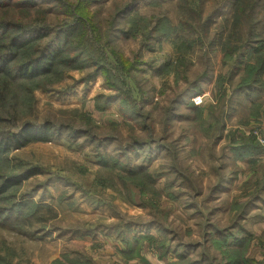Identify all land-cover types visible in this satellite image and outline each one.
<instances>
[{
  "label": "rangeland",
  "instance_id": "rangeland-1",
  "mask_svg": "<svg viewBox=\"0 0 264 264\" xmlns=\"http://www.w3.org/2000/svg\"><path fill=\"white\" fill-rule=\"evenodd\" d=\"M96 1L90 8L99 32L97 55L106 57L108 76L101 71L91 78V66L62 69L34 87L32 108L17 114L18 121L48 120L64 130L50 142L29 143L0 159V173L6 165L14 172L28 165L40 170L20 184L14 198L12 193L1 198L4 207L19 201L29 205L22 223L0 225V264H56L62 254L69 264L76 252L94 264L100 262L97 254L112 264H171L181 252L187 259L201 258V264H225L224 248L212 242V233L229 228L243 212L232 230L242 226L252 234L244 248L247 264H264V90L234 94L225 102L215 83L229 68L221 62V41L244 43L246 24H233L232 12L218 10L220 0H204L202 16L211 15L206 27L188 13L195 0H140L131 22L147 20V38L139 30L132 38L107 42L111 17L128 0ZM39 4L46 13L33 11L29 20L61 21L55 10L59 4ZM13 15L19 19L20 14L0 12V18ZM161 16L165 21L153 31L155 17ZM184 19L206 30L202 44H179L186 34L175 26ZM119 26L130 24L124 20ZM205 67L201 93L174 106L172 100ZM115 88L129 96L128 103L101 104L106 95L117 93ZM223 88L228 93L232 87L223 82ZM169 106L174 111L165 122ZM125 108L138 109L141 117H128ZM16 124L7 126L15 129ZM233 138H253L262 147L252 165L233 158ZM138 167L147 172L134 175L141 179L128 172ZM148 175L149 181L154 177L152 186ZM126 234L140 236L129 257L121 254ZM156 241L167 247L166 255H159Z\"/></svg>",
  "mask_w": 264,
  "mask_h": 264
},
{
  "label": "trees",
  "instance_id": "trees-1",
  "mask_svg": "<svg viewBox=\"0 0 264 264\" xmlns=\"http://www.w3.org/2000/svg\"><path fill=\"white\" fill-rule=\"evenodd\" d=\"M51 1L59 4L55 10L61 13L60 16L62 18L61 21H57L54 25H50L43 19L38 22L29 20L33 11L46 13V9L41 7L39 0H0V12H13L21 16H17L19 19L15 15H13L15 18L13 16L0 18V159L8 151L19 149L29 143L50 142L54 136L64 130L63 127H56L48 120L42 123L31 120L18 121L17 114L20 113L21 109H25L26 106L31 109L33 106L34 99L30 102L29 97H33L31 92L34 87L38 88V85L42 81L47 80L49 76L57 75L62 69L68 68L84 69L91 66V78L101 71H103L105 77L108 76V71L103 67L105 66L106 57L103 59L97 55L99 52L97 43H100L99 32L96 30L93 11L90 8L91 3L93 4L97 1ZM139 1L128 0L114 11L109 22L107 42L108 38H132V36L139 33V30L142 31L139 35L147 38V20L141 23L137 21L131 22L134 17H137L134 14ZM220 1L217 6L218 10L220 12H232L233 24H241L242 22L246 24L244 43L232 46L229 38L221 41V62L223 65L229 63V68L225 74L216 76L215 83L220 93V101L225 100V102H228L234 94L243 93L248 96L264 90V0ZM203 6L204 0H195L192 7L188 9V13L192 15V19H195L197 23L206 27L208 21L211 20V15L208 17L202 16ZM124 20L128 22V25L130 24L127 29L119 26V22ZM154 20L152 30L156 31L165 20L163 16L155 17ZM138 21L140 22V19ZM175 30L183 31L186 34V36H182L179 44L186 46L185 41H187L189 48L196 43L202 44V38L206 35V30L201 29L189 19L179 20ZM163 34L160 33L159 35ZM194 34H196L195 37H193ZM92 37L93 41L91 44L89 38ZM143 46H147V44L144 43ZM86 62L89 64L86 65ZM163 68L164 65H161L159 69H156V72H161ZM239 71H242V73L235 85L232 86L231 82ZM207 73L208 70L205 67L201 75L190 82L188 81L185 88L180 90L172 100L174 106L178 102H182L186 96L192 97L200 94V84L207 78ZM223 82L232 87L228 93L223 88ZM115 89L117 93L106 95L101 104L105 105L110 101H120L123 105L128 103L129 96L121 94L119 88ZM130 100L133 102L132 98ZM189 103L190 106L194 107L193 102ZM174 106L167 108L163 121L166 122L170 115H173ZM122 111L131 118L136 117V115L141 117L140 112L136 108H125ZM218 120L220 121L219 129L223 130L224 122L221 118H218ZM13 124L17 125L15 129L8 128L7 125ZM227 139L229 140L230 137L228 136ZM229 147L234 159H246L250 165L255 162L256 155L262 152V147L253 138H248V140L241 142H231ZM114 163L116 162L114 161ZM14 171H16L14 166L6 165L3 172L0 173V202L1 198H4L7 193H12L14 198L15 190L24 180L40 173L39 168L32 165L23 166L19 172ZM128 172L131 173V176L139 175L141 177H145L147 173L145 169L140 167ZM152 179L154 177L150 178L149 181L148 175L147 180L151 186ZM261 187L264 189V181ZM28 205L25 201L11 202L5 207L0 205V225L15 226L22 223L27 215ZM232 209H237V206L232 207ZM244 216V212L240 213L235 221L242 219ZM235 221L227 229L215 228L212 233L215 235L212 238V242L224 248L223 256H227L225 264H247L250 261L244 258L243 254L244 248L245 246L247 247L252 234L248 233L242 226V229L232 230L238 224ZM126 229L129 232L131 231L129 227H126ZM130 235L131 237L126 234V237L121 239L125 244L121 254L126 257L131 256L134 252L140 237H136L134 234ZM228 239H231V241L229 242ZM155 246L160 256L166 255L167 247L163 245L162 241H156ZM64 258L66 261L67 256L62 254L60 258L55 260V263L65 264ZM201 262V258L187 259L185 254L181 252L177 254V261H172L171 264H201ZM69 264H94V262L89 256L76 252Z\"/></svg>",
  "mask_w": 264,
  "mask_h": 264
},
{
  "label": "crops",
  "instance_id": "crops-1",
  "mask_svg": "<svg viewBox=\"0 0 264 264\" xmlns=\"http://www.w3.org/2000/svg\"><path fill=\"white\" fill-rule=\"evenodd\" d=\"M107 254H109V253H107V251H104L103 252V255L104 256H107ZM100 254H97V256L99 257V261L100 262H98L99 264H112V263H110V260H107L105 257H101V256H99ZM147 264V263H146Z\"/></svg>",
  "mask_w": 264,
  "mask_h": 264
},
{
  "label": "built area",
  "instance_id": "built-area-1",
  "mask_svg": "<svg viewBox=\"0 0 264 264\" xmlns=\"http://www.w3.org/2000/svg\"><path fill=\"white\" fill-rule=\"evenodd\" d=\"M193 100L196 101V102L197 101L200 102L201 98H200V96H195V97H193Z\"/></svg>",
  "mask_w": 264,
  "mask_h": 264
}]
</instances>
